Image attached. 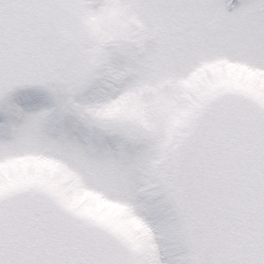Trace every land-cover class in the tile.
Wrapping results in <instances>:
<instances>
[{"label":"snow or ice","instance_id":"snow-or-ice-1","mask_svg":"<svg viewBox=\"0 0 264 264\" xmlns=\"http://www.w3.org/2000/svg\"><path fill=\"white\" fill-rule=\"evenodd\" d=\"M0 264H264V0H0Z\"/></svg>","mask_w":264,"mask_h":264},{"label":"rangeland","instance_id":"rangeland-1","mask_svg":"<svg viewBox=\"0 0 264 264\" xmlns=\"http://www.w3.org/2000/svg\"><path fill=\"white\" fill-rule=\"evenodd\" d=\"M233 2L235 3V2H238V0H233Z\"/></svg>","mask_w":264,"mask_h":264}]
</instances>
